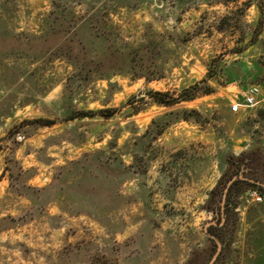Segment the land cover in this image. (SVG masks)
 I'll return each mask as SVG.
<instances>
[{"label": "rangeland", "instance_id": "rangeland-1", "mask_svg": "<svg viewBox=\"0 0 264 264\" xmlns=\"http://www.w3.org/2000/svg\"><path fill=\"white\" fill-rule=\"evenodd\" d=\"M262 85L264 0H0V264H264Z\"/></svg>", "mask_w": 264, "mask_h": 264}, {"label": "built area", "instance_id": "built-area-1", "mask_svg": "<svg viewBox=\"0 0 264 264\" xmlns=\"http://www.w3.org/2000/svg\"><path fill=\"white\" fill-rule=\"evenodd\" d=\"M264 109V85L251 86L243 92L240 98H237L230 104L229 110L231 113L238 114L242 110ZM252 201L255 204H262L264 202V192L252 193Z\"/></svg>", "mask_w": 264, "mask_h": 264}, {"label": "trees", "instance_id": "trees-1", "mask_svg": "<svg viewBox=\"0 0 264 264\" xmlns=\"http://www.w3.org/2000/svg\"><path fill=\"white\" fill-rule=\"evenodd\" d=\"M196 87H197V85L191 87L190 89L186 90L185 92H195L196 91ZM155 95L159 97V98L155 99V101L158 102V103L165 104V105H172V104L176 103V101L174 99L170 100V101H164L162 97H164L165 94L155 93ZM49 123H51V122H49Z\"/></svg>", "mask_w": 264, "mask_h": 264}, {"label": "water", "instance_id": "water-1", "mask_svg": "<svg viewBox=\"0 0 264 264\" xmlns=\"http://www.w3.org/2000/svg\"><path fill=\"white\" fill-rule=\"evenodd\" d=\"M246 180L249 181L250 183L257 185V186L264 187L263 183L255 182V181L250 180V179H246ZM223 201H224V199H223ZM212 224L215 225L214 222ZM208 236H209V238H211L216 243L217 249H220L221 245H220V242L218 241V239L214 235H208ZM209 264H212V263H209Z\"/></svg>", "mask_w": 264, "mask_h": 264}, {"label": "crops", "instance_id": "crops-1", "mask_svg": "<svg viewBox=\"0 0 264 264\" xmlns=\"http://www.w3.org/2000/svg\"><path fill=\"white\" fill-rule=\"evenodd\" d=\"M243 111H245V110H242L240 113H238V114H241ZM232 114H234V113H232Z\"/></svg>", "mask_w": 264, "mask_h": 264}]
</instances>
